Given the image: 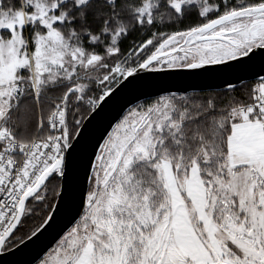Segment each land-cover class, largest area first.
Segmentation results:
<instances>
[{
  "label": "snow or ice",
  "instance_id": "1",
  "mask_svg": "<svg viewBox=\"0 0 264 264\" xmlns=\"http://www.w3.org/2000/svg\"><path fill=\"white\" fill-rule=\"evenodd\" d=\"M66 212L25 264H264V0H0V258Z\"/></svg>",
  "mask_w": 264,
  "mask_h": 264
},
{
  "label": "water",
  "instance_id": "2",
  "mask_svg": "<svg viewBox=\"0 0 264 264\" xmlns=\"http://www.w3.org/2000/svg\"><path fill=\"white\" fill-rule=\"evenodd\" d=\"M160 81L161 87H163L165 90L171 91H191V87H204L216 83L215 81L206 78H194L186 76L161 77ZM138 91L147 92V94L150 96H154L157 94L156 90L152 88H143L139 90L131 89L120 93L115 101L110 103L104 111H102L92 120L88 132V137L86 141L81 144L82 153L91 151V146L96 142V139L99 136L100 132H102L108 126L109 121L120 111L122 107H127V102L131 101L133 97L138 94ZM141 98L143 99V97ZM71 216L72 212H66L59 223L49 229L34 243L28 245L22 253H17L11 257L0 258V264H3V260H8L10 264H25L26 261L40 253L42 249L46 250V246H51V244L55 242L54 237H56L61 228H63L68 223V221L71 219Z\"/></svg>",
  "mask_w": 264,
  "mask_h": 264
}]
</instances>
